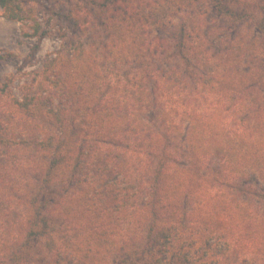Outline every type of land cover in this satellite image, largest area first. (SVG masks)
<instances>
[{
  "label": "trees",
  "instance_id": "obj_1",
  "mask_svg": "<svg viewBox=\"0 0 264 264\" xmlns=\"http://www.w3.org/2000/svg\"><path fill=\"white\" fill-rule=\"evenodd\" d=\"M42 1L0 0L36 41L0 90V264H264V60L202 19L165 41L196 0Z\"/></svg>",
  "mask_w": 264,
  "mask_h": 264
},
{
  "label": "rangeland",
  "instance_id": "obj_2",
  "mask_svg": "<svg viewBox=\"0 0 264 264\" xmlns=\"http://www.w3.org/2000/svg\"><path fill=\"white\" fill-rule=\"evenodd\" d=\"M195 2L196 4L188 9V12L187 9L184 10L173 20V27L171 26L166 32H162L161 35L165 41L172 39V31H175L176 25H179L183 19L190 22L195 20L200 22L202 19L203 23L199 29L200 32H209L207 40H205L206 45L221 50L223 47H232V43L239 44L240 48L237 50L234 48L233 52H231V58H234V52L245 54L246 62L242 64L244 70H246L245 65L254 66L258 64L256 59L264 60V51L261 49L253 51L251 49L253 40L258 38H263L264 40L261 30L258 28L260 25L262 31L264 30V0H196ZM29 7L36 14L42 25L46 24V26L52 24L51 15L47 13L46 9H55L53 11L56 16H58L57 14L61 16V12L67 10L66 5L63 6L57 1L49 4L42 0H32ZM219 7L222 8V11L217 10ZM56 16L52 15L55 22H57ZM204 19H207L206 22ZM60 23L63 24V22ZM24 33H29V31L25 29L23 24L7 20L0 9V90L3 84L12 80L8 89L16 97L20 95L19 89L24 79L22 72L19 73L16 70L21 67L29 49L36 45V41L25 37ZM89 39L90 37L86 36L84 41L87 42ZM260 43L261 45L263 44V42ZM58 47V39L53 36L44 38L40 43L37 55L31 63L32 67L24 71L38 69L46 55L56 52ZM173 64L174 61L171 65ZM31 253H34L35 257L32 264H49L47 256L40 245L32 250Z\"/></svg>",
  "mask_w": 264,
  "mask_h": 264
}]
</instances>
